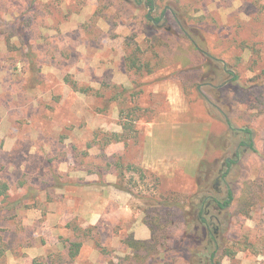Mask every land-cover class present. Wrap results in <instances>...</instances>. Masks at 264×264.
<instances>
[{"label":"rangeland","instance_id":"374dc122","mask_svg":"<svg viewBox=\"0 0 264 264\" xmlns=\"http://www.w3.org/2000/svg\"><path fill=\"white\" fill-rule=\"evenodd\" d=\"M153 2L0 0V264L131 258L137 221L186 229L147 203L207 178L233 196L214 211L232 252L219 264H264V0ZM153 138H183L187 152L152 160ZM120 159L145 172L119 180ZM188 236L167 264H198L204 231Z\"/></svg>","mask_w":264,"mask_h":264},{"label":"trees","instance_id":"16d2710c","mask_svg":"<svg viewBox=\"0 0 264 264\" xmlns=\"http://www.w3.org/2000/svg\"><path fill=\"white\" fill-rule=\"evenodd\" d=\"M33 1V0H32ZM147 4L150 7H153L152 0H147ZM15 32L11 34L10 37H17L20 39L22 36L20 30L21 27L14 28ZM7 45L10 47L9 39L6 40ZM70 85L73 88H76V83L70 81ZM79 90L85 92L87 88H80ZM119 137V136H116ZM115 141L120 140V138H114ZM243 144H246L243 142ZM248 145L250 148L253 147L252 142H249ZM232 162L226 160L222 165L229 166ZM115 167L118 170L119 180L123 179L125 171H139L140 173L145 172L142 168L128 164L123 165L121 159L115 162ZM228 168V167H227ZM225 177V172H223L221 179ZM209 178L206 179L207 183L203 186L201 182H197V188L195 192L191 195L181 196L177 192H170L167 196L161 199H151L147 205H152L154 208H166L172 209L175 208L179 211L180 217L183 219V224L185 225V232L179 238H175L173 229L175 227L174 222L168 221V228L157 222L144 220V223L148 226L151 232V237L147 240L135 239L134 236L129 235L123 239V242L131 250V258L119 259L116 264H145L147 260H151L152 263L158 264H167V262L175 261V257L181 256L180 254L184 252H189L190 238L188 236V230L191 226H194L197 229H203L204 236L199 240V250L197 251L201 256V259L198 260V264H219V257L222 254L231 255L232 252L224 247V240L220 244V231L219 227H215L216 221L214 216V211L223 210L230 206L233 196L230 189L226 190V195L222 200H219L212 192H218L220 190L219 180L213 181L208 185ZM129 191V190H127ZM7 193V185L5 182L0 183V197H5ZM83 244V240L78 238L70 239L68 245V255L70 259L76 257L80 251V248ZM98 245V244H97ZM99 246V245H98ZM100 247V246H99ZM223 247V248H222ZM101 249V247H100ZM188 250V251H187ZM221 250V251H219ZM191 254V253H190ZM194 256V255H193ZM129 259L127 263H124V260ZM189 259V257H188ZM32 264H41L34 259ZM112 264V263H111Z\"/></svg>","mask_w":264,"mask_h":264},{"label":"crops","instance_id":"0c3cea01","mask_svg":"<svg viewBox=\"0 0 264 264\" xmlns=\"http://www.w3.org/2000/svg\"><path fill=\"white\" fill-rule=\"evenodd\" d=\"M149 142H151V145L150 147H146V150L148 151L146 155H150L152 160L166 158L167 154L171 156L175 155L174 158L180 159L182 158L183 153L185 154L188 149L183 138H153V140H150ZM185 157L186 156H184V158ZM178 162L182 163L181 165L185 167V163ZM118 195L119 197H123V194ZM133 236L135 239L147 240L151 237V232L144 222L137 221L136 226L133 229Z\"/></svg>","mask_w":264,"mask_h":264},{"label":"flooded vegetation","instance_id":"af4514ba","mask_svg":"<svg viewBox=\"0 0 264 264\" xmlns=\"http://www.w3.org/2000/svg\"><path fill=\"white\" fill-rule=\"evenodd\" d=\"M152 4H153V6H154V2H153V0H152Z\"/></svg>","mask_w":264,"mask_h":264}]
</instances>
